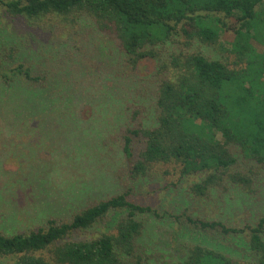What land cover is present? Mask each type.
Segmentation results:
<instances>
[{
    "label": "trees",
    "instance_id": "1",
    "mask_svg": "<svg viewBox=\"0 0 264 264\" xmlns=\"http://www.w3.org/2000/svg\"><path fill=\"white\" fill-rule=\"evenodd\" d=\"M0 4L6 16L26 24L25 35L38 30L33 21L50 15L72 18L68 21L72 26L77 16L88 15L98 32L126 55L132 66L129 75L144 59L162 61L156 47L177 34L187 45L197 38L218 46L221 37L232 31L230 52L237 57L232 67L200 53L181 52L161 63L153 82L132 79L113 87L107 96H112L125 119L106 136L103 149L125 159L127 167L115 174L119 180L142 181L171 164L180 167L182 177L202 175L193 192L214 194L232 219L246 202L259 208L253 223L241 228H231L223 220L187 217L205 235L232 237L242 251L197 243L188 245L178 261L162 263L148 253L145 243L150 232L141 217L149 215L151 207L137 205L123 193L92 204L69 223L49 218L44 227L28 233L9 235L0 230V260H7L5 264H264V209L259 205L264 201V53L257 49L264 46V0H1ZM3 41L0 30V48H6ZM8 48L13 51L0 50V61L11 66L0 70V84L13 83V76L33 82L29 84L33 87L52 85L49 77L37 73L34 63L22 60L15 66L14 51L19 47ZM113 211L125 215L102 236L71 239L74 232L92 228Z\"/></svg>",
    "mask_w": 264,
    "mask_h": 264
},
{
    "label": "rangeland",
    "instance_id": "2",
    "mask_svg": "<svg viewBox=\"0 0 264 264\" xmlns=\"http://www.w3.org/2000/svg\"><path fill=\"white\" fill-rule=\"evenodd\" d=\"M77 17L72 26V18L50 15L33 21L38 30L25 35L26 24L6 16L0 4V30L6 44L0 50L10 53L12 47H7L15 44L19 50L14 51V65L22 60L34 63L37 73L52 83L42 89L29 86L33 82L23 77L12 76L15 82L0 84L1 232L28 233L44 227L49 218L69 223L92 204L128 193L129 201L151 207L152 212L141 219L150 232V240L145 242L148 253L151 251L160 262L178 261L188 245L197 243L224 244L231 251H242L235 247L232 237L205 235L187 217L206 222L223 220L231 228H241L253 223L258 205L246 202L232 219L214 194L198 196L193 192L202 175L182 177L180 167L171 164L164 165L153 174L155 177L138 182L119 180L115 174L127 167L125 159L110 148L103 149L106 136L125 119L111 96L113 87L129 84L132 79L153 82L161 63L181 52L200 53L232 67L237 60L230 52L233 32L223 35L218 46L202 44L197 38L187 45L177 34L173 41L156 47L162 61H140L133 76L127 73L132 66L116 43L98 32L88 15ZM257 49L264 53V46ZM4 68L11 66L0 61V70ZM261 203L264 209V201ZM122 213L111 212L92 228L74 232L71 239L99 238L110 225H116L125 215ZM5 263L7 260H0V264Z\"/></svg>",
    "mask_w": 264,
    "mask_h": 264
}]
</instances>
